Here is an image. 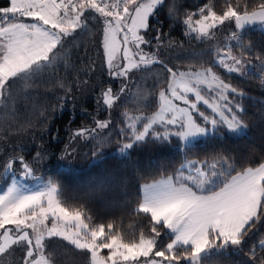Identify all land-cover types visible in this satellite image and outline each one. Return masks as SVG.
I'll return each mask as SVG.
<instances>
[{"label": "snow or ice", "instance_id": "snow-or-ice-1", "mask_svg": "<svg viewBox=\"0 0 264 264\" xmlns=\"http://www.w3.org/2000/svg\"><path fill=\"white\" fill-rule=\"evenodd\" d=\"M163 3L164 0H9L8 7H0V103L10 99V89L17 81L30 80L52 69L57 49H64L65 41L78 30H86L91 20L102 26V54L110 76L126 79L134 70L162 64L155 52L145 49L153 41L162 43L159 30L154 37H146L150 19ZM225 22L236 29L228 39L244 49V32L257 25L264 30V0H257L251 8L226 0L220 13L206 4L197 13H187L182 21L197 38L208 40L213 38V30ZM214 55L215 64L229 74L253 73L251 62L233 55L231 47L226 51L217 48ZM164 69L169 81L167 89L159 93V111L151 117L129 118L144 120L142 131L136 130L135 123L128 124L133 143L151 134L164 142L176 138L181 151H192L201 139L222 137L223 130L240 133L247 127L237 114L244 109L229 98V93L234 97L244 94L225 83L212 68L179 72L165 65ZM260 75L264 76V61L260 63ZM102 96L106 108L119 98L111 88ZM201 105L211 111L201 110ZM109 124L110 121H95V127L78 129L71 138L85 137L86 133L95 138ZM120 134L126 133L122 130ZM133 143H125L119 150L131 149ZM43 159L37 152L36 160ZM16 164L19 168H14ZM184 170H188L187 176ZM2 171L10 184L0 189V257L21 251L20 264H53L45 243L51 237L63 238L90 253L91 264H200L202 256L213 250L232 247L242 252L250 233L264 219V163L236 171L226 160L187 161L176 180L169 177L144 186L138 211L150 217V232L127 241L112 231L113 224L90 228L81 211L70 212L60 203L55 184L51 180L44 183L23 156L9 155ZM30 181L36 183L30 185ZM162 234L168 239H162ZM257 247L264 253V239L249 249L250 264H264V255H258ZM104 250L107 254L101 255Z\"/></svg>", "mask_w": 264, "mask_h": 264}, {"label": "trees", "instance_id": "trees-1", "mask_svg": "<svg viewBox=\"0 0 264 264\" xmlns=\"http://www.w3.org/2000/svg\"><path fill=\"white\" fill-rule=\"evenodd\" d=\"M230 2L251 8L257 0ZM225 3L226 0H164L150 19L146 37H154L159 30L162 43L153 41L145 49L155 52L162 64L134 70L126 79L109 75L102 54L99 21H89L86 30H78L69 37L65 48L57 49L52 69L30 80L17 81L10 89V99L0 103V189L10 182L2 171L4 160L9 155H21L31 163L36 175L55 184L64 207L84 214L90 228L111 223L112 231L126 241L138 240L141 233L149 235L151 228L150 217L138 211L144 185L178 176L187 161L226 160L236 171L264 163V76L260 75L264 34L256 27L247 30L243 33L245 48L241 49L228 39L236 30L229 22L213 30L211 40L197 38L182 23L187 13H197L206 4L220 13ZM8 6L9 0H0V7ZM228 47L233 55L251 62L252 74H229L215 64L214 50L226 51ZM165 65L173 71L212 68L225 83L242 92L243 97L230 93L229 98L244 109L237 114L247 126L246 134L223 130L222 137L201 139L192 151H181L176 138L164 142L149 136L133 143L132 132L127 130L129 118L153 115L159 110V93L167 89L169 81ZM108 88L114 95L119 94L111 108L102 102V93ZM201 110L210 112L204 106ZM95 121L110 124L95 138L87 133L85 137L71 138L78 129L95 127ZM143 124L144 121L137 131ZM122 130L126 134H120ZM125 143H133V147L120 154L119 149ZM37 152L44 156L43 160H36ZM161 238L168 239L163 234ZM260 239H264V219L250 233L242 252L232 247L213 250L200 264H250L249 249ZM45 243L53 264H91L90 253L63 239L49 238ZM256 251L264 255L259 247ZM22 256L21 251L13 254L15 260Z\"/></svg>", "mask_w": 264, "mask_h": 264}, {"label": "rangeland", "instance_id": "rangeland-1", "mask_svg": "<svg viewBox=\"0 0 264 264\" xmlns=\"http://www.w3.org/2000/svg\"><path fill=\"white\" fill-rule=\"evenodd\" d=\"M256 29L257 30H259V31H261L263 34H264V30H261L260 29V26L258 25L257 27H256ZM243 59V58H242ZM244 61H246V62H248L246 59H243ZM221 67V66H220ZM222 68V67H221ZM223 69V68H222ZM219 77H220V75H219V73H217L214 69H212ZM224 70V69H223ZM188 71H193V72H195V71H199V70H179V72H188ZM233 74H235V75H239V74H237V73H233ZM239 76H241V75H239ZM221 78V77H220ZM230 94V93H229ZM190 98H192V97H190ZM201 106H203V105H201ZM205 107V106H204ZM206 108V107H205ZM160 109V108H159ZM209 111H211L210 109H208ZM159 111V110H158ZM157 111V112H158ZM152 115H149V116H147V115H132L130 118H136V117H151ZM144 120L143 119H141V120H139V122H137L136 120H133V119H129V124L130 123H135L136 124V130H137V127L143 122ZM154 127L155 128H157V129H159V126L158 125H154ZM140 131H142V129L140 130ZM235 135H243V134H246V128H244V129H242L241 130V132L240 133H234ZM149 136H152L151 134L149 135ZM149 136H147V137H149ZM147 137H145V138H147ZM128 150L129 149H126L124 152H120V154H126V153H128ZM186 164V163H185ZM189 174V172H188V170H187V175ZM186 175V176H187ZM38 176V175H37ZM39 177H41V176H39ZM42 178V177H41ZM42 180H43V182L44 183H47L49 180H44L43 178H42ZM30 183V185H34L36 182L35 181H30L29 182ZM9 184H10V182H9ZM51 238H55V237H51ZM56 238H59V237H56ZM46 239H49V238H46ZM60 239H63V238H60ZM64 240V239H63ZM66 241V240H65ZM68 242V241H67ZM68 243H70V242H68ZM103 252H105V253H103ZM103 252H101V255H106V253H107V250H104ZM20 261H21V259H19V260H15L14 259V257H13V255L12 256H5V257H0V264H20ZM91 262V261H90Z\"/></svg>", "mask_w": 264, "mask_h": 264}, {"label": "crops", "instance_id": "crops-1", "mask_svg": "<svg viewBox=\"0 0 264 264\" xmlns=\"http://www.w3.org/2000/svg\"><path fill=\"white\" fill-rule=\"evenodd\" d=\"M183 174L186 176L187 175V170H185L183 172ZM173 180H176L177 176L176 177H171ZM167 179V178H166ZM165 180V179H163ZM162 181V180H160ZM160 181H157V182H154V183H150V184H156V183H159ZM150 184H147V185H150ZM145 186V185H144ZM144 186L142 187V202H143V196H144Z\"/></svg>", "mask_w": 264, "mask_h": 264}, {"label": "water", "instance_id": "water-1", "mask_svg": "<svg viewBox=\"0 0 264 264\" xmlns=\"http://www.w3.org/2000/svg\"><path fill=\"white\" fill-rule=\"evenodd\" d=\"M257 26H258V25H257ZM257 26H255V27H257ZM207 256H208V255H207ZM207 256H202L201 261L204 260L205 258H207Z\"/></svg>", "mask_w": 264, "mask_h": 264}]
</instances>
